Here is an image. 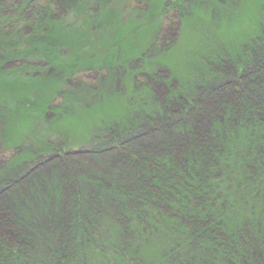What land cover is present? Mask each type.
I'll list each match as a JSON object with an SVG mask.
<instances>
[{"label": "rangeland", "instance_id": "374dc122", "mask_svg": "<svg viewBox=\"0 0 264 264\" xmlns=\"http://www.w3.org/2000/svg\"><path fill=\"white\" fill-rule=\"evenodd\" d=\"M178 1L0 0V235L32 244L10 264H56L63 253L73 264L242 260L244 250L188 243L191 228L165 212L133 211L139 185L123 150L166 140L141 136L151 125L144 119L190 111L233 78L231 67L243 69L253 47L264 49V0ZM179 121L170 124L176 137ZM233 135V166L222 170L229 179L199 192L217 199L206 212L224 216L235 234L263 212L264 162L250 177L247 166L264 150V132ZM175 205L204 212L205 203Z\"/></svg>", "mask_w": 264, "mask_h": 264}, {"label": "trees", "instance_id": "16d2710c", "mask_svg": "<svg viewBox=\"0 0 264 264\" xmlns=\"http://www.w3.org/2000/svg\"><path fill=\"white\" fill-rule=\"evenodd\" d=\"M177 2L179 1L171 0L170 4ZM164 11L167 16H172L176 8L169 5ZM161 41L159 37L157 46H162ZM251 50L253 57L243 69L231 67L233 78L212 90L206 97L196 100L192 105L193 110L184 113L179 109L171 110L165 120L151 116L144 119L151 125L145 127L140 135L159 132L166 136L165 141L158 143L159 140L156 141L155 137L156 142L146 144L142 150H123L133 162L137 174L139 186L136 195L139 201L133 207L135 214H157L155 210L165 212L163 217L172 222L178 221V226L187 225L191 228L188 243L208 241L215 250L231 251L232 247L244 250L242 260H231V264H264V208L261 214L246 218L241 229L234 234L228 230L224 216L218 213L211 215L205 210L216 204L217 199L210 193L207 197L199 190L211 180L213 184H219L229 179L223 175L222 170L233 166L228 161L232 157V136L235 132L257 130L263 136L264 49L253 47ZM167 97L165 105L169 106L173 101L167 102ZM177 115L181 117L178 122L181 137L173 135V127H170ZM187 116L192 117L191 123L185 121ZM166 121V125L162 123ZM113 142L118 147L124 145L120 135H113ZM65 152L66 150H62L61 154L67 156ZM251 160H246L245 163ZM254 160V163L247 166L249 177L255 175L256 164L264 162V150L261 147ZM231 173L237 174L235 169ZM14 183H10L8 187ZM262 186L263 183L258 189ZM152 197L155 198L154 201H151ZM186 198L192 199L194 203L197 200L205 203L204 212L182 206V213H179L175 203ZM150 202L153 209L148 206ZM188 212L191 213L187 214ZM220 213L228 214L227 211ZM130 219L125 217L126 224ZM186 245H179L178 248ZM31 248L32 244L19 235H9V231L0 235V264H10L17 257L27 254ZM178 248H174L175 253H179ZM56 264H73V261L63 253Z\"/></svg>", "mask_w": 264, "mask_h": 264}]
</instances>
